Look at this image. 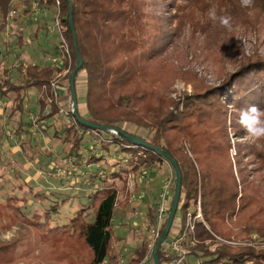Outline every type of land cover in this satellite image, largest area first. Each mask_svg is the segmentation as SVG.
I'll return each instance as SVG.
<instances>
[{"label": "trees", "instance_id": "16d2710c", "mask_svg": "<svg viewBox=\"0 0 264 264\" xmlns=\"http://www.w3.org/2000/svg\"><path fill=\"white\" fill-rule=\"evenodd\" d=\"M33 1L39 7L58 9L60 35L68 49L63 62L68 72L60 80L64 81L68 94L64 105L70 110L69 77L77 60L68 22L69 5L66 0H57L58 6L56 0H23L26 7L24 13ZM69 1L76 47L82 62L75 76V90L79 75L85 77V93L79 96L76 91L77 100L83 98L82 105L77 101L78 116L89 123L123 131L126 124L137 129H149L152 138L133 135L167 152L177 162L181 172L177 209L181 218L176 220L181 226L179 234L184 232L188 211L195 208L198 198L206 225L195 223L193 232L187 233L196 264H264V248L227 244L233 241L248 243L253 232L264 240V202L247 195V190L251 187V191H255V187L248 179L249 171L244 162L248 158L249 163L254 165V172L264 174V139L256 141V145L247 146L246 156L237 154L235 175L229 159L227 132L231 126L235 137L247 136L239 123L240 111L252 105L264 109V59L257 56L242 59L232 72L225 74L213 86H206L202 79L183 69L187 65L188 53L191 49L195 50L199 38H204L208 47L224 51L232 48L237 52L238 41L234 40V33L229 29L240 27L242 31L249 32L264 23V0H253L251 6H244L242 0ZM9 4L10 0H0V33L5 29ZM213 8L216 19L206 18ZM220 17H230V26H223ZM171 52H177L183 58L184 66L172 64V67L167 63L164 71L167 68L169 77L173 75L191 83L194 90L184 96L182 104L168 97L165 93L166 79L154 71L155 67L161 73L160 63ZM16 71L20 76L19 83H13L7 77L8 73L3 71L4 79L0 85V97L10 93L15 95L8 119L17 123L24 110L27 93L34 90L39 105L37 119L44 123L53 118L61 124L59 129L54 128L53 123L50 127L55 135L62 131L64 141L71 142L68 158H73L78 168L96 165L98 171L99 159L92 156L85 165L81 162L80 148L85 133H79L71 122L60 121L55 103L52 102L49 112L46 111L52 97L51 82L62 72L61 68L20 63ZM24 129L22 122L17 123V132L24 133ZM93 131L108 137L124 156L129 152L130 170L120 167L119 171H113L108 176L114 181L120 180L123 187L119 189L113 181L105 182L89 193L88 204L81 205L68 224L54 228L50 226V221L63 202L29 218L16 204V198L7 199V208L13 218L28 231L0 245V264H119L117 246L120 238L115 236L112 223L116 208L129 202L130 196L126 191L129 173L149 169L155 163H168L152 150L104 131ZM185 145H188L191 157L185 152ZM172 173L174 192L173 170ZM105 178L106 175L100 179ZM239 186L241 196L238 200ZM29 191L34 200H48L38 191L33 192L31 188ZM124 191L123 202L118 203L119 195ZM171 200L172 197L160 235L166 226ZM89 211L92 221L87 220ZM189 215L194 216L195 210L192 209ZM148 220L149 225H154L152 213H148ZM133 253L125 264H142L147 256L153 262L152 252L145 244ZM158 257L160 264L169 262L162 246Z\"/></svg>", "mask_w": 264, "mask_h": 264}, {"label": "rangeland", "instance_id": "374dc122", "mask_svg": "<svg viewBox=\"0 0 264 264\" xmlns=\"http://www.w3.org/2000/svg\"><path fill=\"white\" fill-rule=\"evenodd\" d=\"M23 5L14 19L5 21V25L7 27L9 26L7 30L8 34L6 36L0 34V85L4 79L2 78L3 71L8 73L7 77L13 83H19L20 76L16 71V67L20 63L38 66L55 65L60 67L63 72H68L67 68L63 66L64 59L67 58L68 49L66 52L62 48L61 38L55 27V19L58 14L57 7L47 8L38 6L37 11H33L30 7L24 13L26 7ZM211 11H214V8ZM206 18H210V16L207 15ZM187 31L185 32L186 39L188 37ZM229 31L234 33L233 38L238 41L237 52L232 48L224 51L222 48L215 49V47H210V45L208 47L206 40L199 38L195 50L191 49L190 53H188L189 56L186 58L187 65L183 69L189 70L197 78L202 79L203 84L206 86H213L225 74L232 72L242 59L256 56L264 59V23L259 24L255 30H250L249 32L242 31L240 27H234L229 29ZM19 40H21V44H19ZM204 47L208 48V50L204 49ZM167 63L171 64L172 67L173 65L184 66V60L177 52H171L160 63V66H162L161 73L154 67V71L162 74L166 79L165 93L167 92L168 97L182 104L184 96L193 93V86L191 83H186L181 79L175 78L173 75L169 77L167 68L164 71V66ZM60 86L63 88L61 91V100L66 102L68 94L63 80H60ZM76 91L79 96L85 93V77L83 74H80L77 79ZM14 98L15 95L13 93H10L4 98L0 97V109L4 112L0 116V245L8 243L28 231L27 227L13 218L7 208V199L16 198V204L29 218L35 213L46 211L53 204L63 202V206L60 207L57 214L52 216V220L50 221V226L54 228L68 224L77 209L81 205L88 204L87 196L89 193L102 187L105 182L113 181L121 189L123 183L118 179L114 181L108 178V176L113 171H119L120 167L125 170H130L131 168L127 156L129 152L124 156L122 152H119L118 146L108 140V137H103L107 138L106 141H99L91 134H84V140L80 148L82 154L81 162L85 165L87 160L92 158V156L94 159H99L100 167L98 171H103L106 178L103 180L98 177V171L95 169L96 165H90L87 168L79 167L78 171H71L63 164V161L68 158L67 153L71 142L64 141L65 135L62 131L58 135H55L54 130L50 129V126L47 127L46 123H42L37 119L39 105L36 92L30 90L24 100V110L20 116L25 128L24 134L17 132L16 124L8 119V114L14 104ZM77 101L79 105H82L83 98L79 97ZM51 120H53L52 126L59 129L61 124H58L53 118ZM59 120L63 122L64 119L59 118ZM28 123H30L29 126ZM49 123L52 124V121H49ZM123 127L125 131L132 135L136 134L142 138H152L153 136L152 133L151 135L149 134V129H137L135 126L129 124ZM227 132L230 144L229 159L234 174L236 175L237 166L235 163L237 154H241L242 156L245 154L246 156L247 146L256 145V142H251L247 136L241 138L235 137L231 126L228 127ZM7 133L10 134V139L7 138ZM24 139L26 141H23ZM25 145L27 146L24 148V150L26 149L24 151L23 147ZM8 147H18L19 151H16V153L14 151L13 154L9 155L6 153ZM183 147L187 155L191 157L188 145ZM27 162L34 166V171L29 167L32 173H35V171L37 173L40 172L38 179L35 181L29 180L31 182L30 185L23 180L27 176V172H24L21 167V165ZM244 162L247 164V170L249 171L248 179L252 182V186L255 187V191H251L250 187L247 190V195L254 196L259 202H264V174L254 172V165L249 163L248 158L244 159ZM56 168H61V172L57 173ZM87 170H91L90 172L92 174H89ZM76 172L79 173V176L73 175ZM129 174L130 176L126 184V191L130 196L129 202L126 204L127 206L122 205L116 208L112 223L115 236L120 238L117 246L119 264H125L133 256L134 253H132V250L129 252L130 247L145 244L148 248V237L155 228V222L154 225H149V220L147 219L148 213H152L155 220L160 200L159 194L162 191L165 180L171 178L173 182L172 169L164 162L163 164L155 163L149 169L142 168L135 174L131 172ZM30 188L33 192L38 191L44 194L48 200H34L29 191ZM238 191L239 200L241 196L240 186ZM172 195L173 191L171 189L168 194L169 201ZM124 197L125 191L120 193L118 203H122ZM137 202H141L140 207ZM135 206H138V208H135ZM236 206L238 208L239 202ZM199 207L200 198L197 199L195 208H192L195 210V215L191 216L192 222L193 224L200 222L205 225L201 208L200 217H197ZM192 209L188 211L189 214L192 213ZM88 214L87 220L92 221L93 216L91 212L89 211ZM179 218H181V213L178 210L169 237L162 245L165 253L168 250L170 240L175 237L172 234L176 226V220ZM9 233L11 237L5 239V234ZM183 234L187 239L185 247L187 248L188 264H196V258L191 253L192 244L189 241L188 234L185 230ZM250 239L248 243L233 241L227 242V244L231 246L248 244L255 248H264V240L256 233H251Z\"/></svg>", "mask_w": 264, "mask_h": 264}, {"label": "built area", "instance_id": "2783aa9c", "mask_svg": "<svg viewBox=\"0 0 264 264\" xmlns=\"http://www.w3.org/2000/svg\"><path fill=\"white\" fill-rule=\"evenodd\" d=\"M21 2L23 5V1H21V0H11L9 11H8V14L6 17L7 21L12 20L17 16L18 12L22 8ZM56 4L58 6L57 0H56ZM31 9L33 11L38 10L37 2L31 3ZM55 27L58 31L59 37L61 38V46L67 52V45L60 35L59 20H58L57 16L55 19ZM66 73H67V71L66 72L62 71L51 82L50 87H51L52 97L49 100V104L46 108V111L49 112L50 104L52 102L55 103L57 106L58 115L60 117H62L65 120V122H71L73 124L74 128L79 133L91 134V135L95 136V138L98 139L99 141L100 140L104 141V138L102 136L98 135L93 130L90 131V130L86 129L83 125L78 123L72 115V112H73L72 108L70 110L67 109L64 105V102L61 100V91L63 88L60 86V78L65 76ZM6 135H7V138L10 139V137H11L10 134L7 133ZM74 162L75 161L73 158H66V160L63 161V164L73 172L78 171L79 168L75 165ZM55 170L57 173L61 172V168H56ZM90 171L91 170L88 171L89 174L91 173ZM97 174H98L99 178H104V174L102 172L98 171ZM73 175L79 176V173L76 172ZM172 188H173L172 179L167 178L165 180L164 185H163L162 191L159 194V199H160L159 200V206H158V210L156 212V216H155V220H154L155 228L153 229L150 236L148 237V241H149L148 249L150 250V252L153 250L157 239L160 237V228H161V225H162L163 220L165 218L166 211L168 209L169 202H170L168 200V194ZM167 200H168V206H167ZM137 203H138V206L140 207L141 202H137ZM138 206H135V208L136 207L138 208ZM198 211H199V214L197 215V217H200V207H199ZM187 216H188V219H187V222L185 223L184 230L187 233L188 232L192 233L194 230V224L192 222L191 215L188 214ZM173 236H175V237L172 240H170L168 250L166 252V256L169 258V262L166 264H188V262H187V248L185 247L187 239H186L185 235L182 233V234H175Z\"/></svg>", "mask_w": 264, "mask_h": 264}, {"label": "water", "instance_id": "95a60500", "mask_svg": "<svg viewBox=\"0 0 264 264\" xmlns=\"http://www.w3.org/2000/svg\"><path fill=\"white\" fill-rule=\"evenodd\" d=\"M66 1L69 5L68 22H69V27H70V30H71V33L73 36V44H74L76 60H77V64H76L74 70L72 71V73L69 77V87H70V94H71V98H72L71 108L73 111L72 112L73 117L76 119V121L78 123H80L81 125H83L86 128H89L91 130L104 131L107 134L113 135L117 138H121V139H123V140H125V141H127L133 145L140 146V147H143L145 149L152 150V151L156 152L160 157H162L169 164V166L171 167V169L174 172V176H175L174 192H173V196H172V200H171V206H170L166 226H165L162 234L160 235V237L157 239V241L154 245V248L152 250L153 264H160L159 257H158V251H159L160 247L164 244V242L167 238V235L170 232V229H171L172 224L174 222L175 213L178 209V205H179V201H180V194H181V172H180V169L178 167L177 162L167 152H164L160 149L154 148L153 146L144 142L143 140H141L137 136H134L130 133H127V132L120 130V129H117V128L106 127V126L100 125V124L89 123V122L81 119L78 116V113H77V111H78L77 95H76V90H75V76H76L78 70L81 68L82 62H81V59L79 57L77 47H76V42H75V33H74V27H73V22H72V6H71L69 0H66Z\"/></svg>", "mask_w": 264, "mask_h": 264}, {"label": "clouds", "instance_id": "9594fccd", "mask_svg": "<svg viewBox=\"0 0 264 264\" xmlns=\"http://www.w3.org/2000/svg\"><path fill=\"white\" fill-rule=\"evenodd\" d=\"M253 0H242L244 6H251ZM211 19H216L214 11L209 13ZM220 23L228 27L230 26V17H220ZM239 123L247 133V137L251 142L264 139V109H260L255 105L243 109L239 114ZM11 234H5L4 238L9 239Z\"/></svg>", "mask_w": 264, "mask_h": 264}, {"label": "crops", "instance_id": "0c3cea01", "mask_svg": "<svg viewBox=\"0 0 264 264\" xmlns=\"http://www.w3.org/2000/svg\"><path fill=\"white\" fill-rule=\"evenodd\" d=\"M7 26L5 25V29L4 30H6L4 33L3 32H1L0 34H2L3 36L5 35H7L8 33H7V30L9 29V26L6 28ZM3 113L4 112H2V110L0 109V116H2L3 115ZM59 118H62V117H59ZM49 121H52V123H53V120H51V119H49V120H46L44 123H46L47 124V127L48 126H50L51 124L49 123ZM21 122V119L20 118H18L17 119V123H20ZM17 123H16V125H17ZM49 123V124H48ZM15 124V123H14ZM50 129H52V128H50ZM24 134V133H23ZM22 134V135H23ZM21 137H23V136H21ZM23 141H26V139H24ZM9 146V145H8ZM27 145H25L24 147H23V150H24V148L26 147ZM26 150V149H25ZM24 150V151H25ZM14 151H15V153H16V151H19L18 150V147H13V148H10V147H8V149H7V151H6V153L7 154H13L14 153ZM21 151V150H20ZM11 161H13V160H11ZM38 162V161H37ZM21 167H22V170L25 172H27V176H25V178H23V180L25 181V183H27L28 185H30V181L32 180V181H35L36 179H38V174L40 173H37V171H35V173H32L30 170H29V167H31V169H32V171H34V169H33V165L31 164V163H29V162H27L26 164H23V165H21ZM22 171V172H23ZM29 171V172H28ZM23 175H25V174H23ZM30 180V181H29ZM47 183V182H46ZM34 184V183H33ZM39 185H40V183H38ZM37 184V185H38ZM42 186V185H41ZM64 189V188H63ZM147 219H148V216H147ZM181 231V226L178 224V222H176V226H175V228H174V232H173V234L172 235H175V234H179V232ZM140 246V244H138V245H136V246H132V247H130L129 249V252L132 250V253L138 248ZM142 264H151V262H150V258H148V256L143 260V262H142ZM152 264H153V262H152Z\"/></svg>", "mask_w": 264, "mask_h": 264}]
</instances>
